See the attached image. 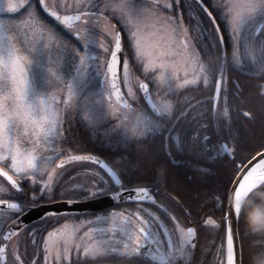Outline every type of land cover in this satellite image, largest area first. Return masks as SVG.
<instances>
[{
  "label": "snow or ice",
  "instance_id": "obj_1",
  "mask_svg": "<svg viewBox=\"0 0 264 264\" xmlns=\"http://www.w3.org/2000/svg\"><path fill=\"white\" fill-rule=\"evenodd\" d=\"M233 70L264 81V0H0V177L7 181L0 183V264H101L103 257L125 264H203L195 251L207 227L222 229L214 264H245L248 229L242 231L241 222L246 207L258 202L256 193L264 194V152L237 162L226 86ZM232 85L238 94L239 84ZM198 87L211 89L214 111L223 90L228 135H210L207 124L196 137L185 131L201 101L189 96L179 107L176 94ZM256 87L264 96V83ZM90 99L95 103L82 109ZM73 120L92 129L99 121L109 125V139L130 157L118 166L122 171L108 157L61 146L69 143ZM133 140L149 144L153 159L195 157L205 165L202 176L213 167L210 160L231 158L219 222L215 212L192 219L169 196L189 218L182 224L159 200L153 180L129 166L136 165L135 155L122 145ZM105 198L110 209L92 218L72 210ZM57 203L63 208L47 209ZM41 207L46 227L26 224L24 218ZM74 215L78 227L59 226ZM101 223L105 227L95 226ZM252 223L264 228V220ZM80 230L88 243L73 248L65 242L61 250L59 241ZM254 264H264V252Z\"/></svg>",
  "mask_w": 264,
  "mask_h": 264
},
{
  "label": "trees",
  "instance_id": "obj_2",
  "mask_svg": "<svg viewBox=\"0 0 264 264\" xmlns=\"http://www.w3.org/2000/svg\"><path fill=\"white\" fill-rule=\"evenodd\" d=\"M247 69H245V72ZM232 74V73H231ZM245 79L241 80V115L235 116V125L233 126L231 118V143L236 146L237 162L240 159L248 157L249 159L256 154L257 151L264 149V96L259 94L256 87L259 83L256 79H250L241 73ZM244 112L252 114V118L245 117ZM194 116V115H192ZM203 123H214L220 126L219 135H226L225 121L222 115L214 113L208 116H197L195 122H199L200 118ZM203 132V131H199ZM198 132V133H199ZM213 133L215 131L213 130ZM230 158L225 159L221 155L217 160H210L208 163L213 167L207 169V175H199V171L205 168L203 163H193L197 166L195 179L189 182V177L193 174L184 175L177 171L174 167H170L167 172L164 170L161 175L158 174L154 178H150L162 190L159 191V200L169 202L177 209L179 206L169 199V196H174L180 200L187 211L192 213V219L200 220L206 213L215 212V219L219 222L221 217L220 199H222V186L226 182L228 175L231 174L232 166ZM247 161H245L246 163ZM177 188L176 191H168L167 188ZM28 196H30L28 194ZM258 202L252 204L250 209L245 210L241 222V229L243 231L247 225L248 235L243 239L245 249V264H254V258L258 257L261 252H264V228L253 227V219L264 220V194L256 193ZM191 205V208L188 206ZM181 212V211H180ZM200 215L197 216L196 213ZM182 213V212H181ZM184 214V213H183ZM185 215V214H184ZM186 216V215H185ZM222 229L207 227L198 234V245L195 251V259H203V264H214V253L216 251L215 245H219L221 241ZM201 249L208 250L206 254L201 257Z\"/></svg>",
  "mask_w": 264,
  "mask_h": 264
},
{
  "label": "flooded vegetation",
  "instance_id": "obj_3",
  "mask_svg": "<svg viewBox=\"0 0 264 264\" xmlns=\"http://www.w3.org/2000/svg\"><path fill=\"white\" fill-rule=\"evenodd\" d=\"M232 73V74H231ZM245 77L241 76V72L233 70L230 72L229 74V83L227 84V88H228V107H229V111H230V116H232V120H233V126L235 125L236 121H235V116L236 115H241V91H239V93H235L234 89H233V85H232V81L234 80L237 84H239V86H241V80H244ZM147 83V81H144ZM258 83H264V81H259ZM150 88V86H149ZM151 91V90H150ZM142 94V93H141ZM223 90L221 93V101L220 103L216 106L215 111L213 110V101H212V91L211 89H205L203 87H198L195 89H192L188 92H183V90H181L178 93V96L176 98V101L178 103L179 107H183V103L186 97L189 96H194L197 99H199L201 101V104L196 105V111H194L192 113V115H194L193 117L197 116H208V115H213L214 113L222 115V109H223ZM203 119L205 118H200L199 122H193L195 120H189V122L186 124L185 126V131L187 133H190L193 137H196L199 133V131H203L202 125L207 124L210 131V135H214V136H219V128L220 126H218L217 124L212 123H203ZM213 130L215 131V133H213ZM232 130V128H230V131ZM199 132V133H198ZM226 132L228 135L229 129L226 128ZM133 143V142H132ZM129 147V146H128ZM141 149L139 148L138 150L142 153H144V156H136L135 159L138 161H141L143 164H146V168L145 170H148L147 173H149L150 171V178H154L156 175L160 174L165 170L167 172V170L170 167H174L177 171L182 172L185 176L188 174H193L191 177L195 176L197 172V166L190 163H197L196 162V158L195 157H184L181 160L178 161H171L168 160L166 157H164L162 154L159 155L158 157H156L155 159H153L149 154L152 152V148L149 144H143L141 145ZM131 148H133V146L130 147V151ZM74 154H92V155H96L99 156L100 158L104 159L105 157H108L107 162L110 165L113 166H117L116 167V171L120 172L121 168L118 167L117 163L121 162L118 161L119 158H114V156H110V155H104L101 152H98L97 149L95 151H87V152H79L76 149H72ZM115 151V150H114ZM137 152V151H136ZM129 159V158H128ZM128 159H126L127 161H129ZM231 159V158H230ZM77 168H79V165H76ZM91 167V166H90ZM73 175H75V173H73ZM188 176V178H191ZM168 191H176L178 190L177 188H167ZM159 191H164L161 188H159ZM29 194V193H28ZM166 204L171 207V209L173 210V212L180 218V220L182 221L183 224H188L189 223V218L187 216H185L183 213L180 212V209H177L176 207H174V205H171L169 202H166ZM147 207V206H146ZM110 208L104 209V210H100V211H93V212H87V213H83V214H79L80 218H85V217H90L92 216V213H96V214H101L103 212H105L106 210H109ZM153 211L154 209L149 208V211ZM70 218H74L77 219L74 216L72 217H68V218H61L59 225H61L63 223V220L66 219H70ZM10 223V221H9ZM29 226L31 227H36V226H40V227H46V225L41 223V220L29 224ZM97 227V226H96ZM100 228L105 227L104 226H98ZM21 239L24 240V242L28 245L29 251L32 250L31 248V244L29 241V237H27L25 234H21ZM39 239V238H38ZM101 264H125V261L123 260V258H116L113 259L112 257H103L100 258ZM93 264H95V262H93Z\"/></svg>",
  "mask_w": 264,
  "mask_h": 264
},
{
  "label": "rangeland",
  "instance_id": "obj_4",
  "mask_svg": "<svg viewBox=\"0 0 264 264\" xmlns=\"http://www.w3.org/2000/svg\"><path fill=\"white\" fill-rule=\"evenodd\" d=\"M129 62H130V64L132 63V56L131 55H129ZM137 68H138V66L134 65L133 66V72L135 73V75L140 76V78L143 80L144 77H143V75H141V73L139 71H137ZM144 81H147V80H144ZM149 86H150V90L155 92V88L151 83L149 84ZM180 91L177 92L176 98H177L178 93ZM140 95H142V94H140ZM160 95L161 96L165 95L163 90H161ZM168 98H171V97L169 96ZM94 103H95V101L91 100V99L88 101H82L81 102V108L83 109L86 106L92 105ZM66 135H68V133H66ZM111 135H112V133L109 130V125H107L104 121L97 122V127L95 129H92L86 124V122L73 120L72 125H71V135L69 137V143L68 144L62 143L61 146L66 147V148H70L71 150L76 149L79 152L80 151L81 152L82 151L83 152L95 151L97 149L98 152H101L104 155H110V156H114V158L115 157L119 158L118 161L121 160V162L117 163L118 166L121 163H124L127 165L128 161L126 159H128V158L130 159V157L127 155V152H124L123 156H121V154H119L117 144L115 143L114 140L109 139V136H111ZM130 145L133 146V148H131V152L134 153L135 157L136 156H144V153H142L138 150L139 148L140 149L142 148L141 145L135 143L134 140L130 141ZM128 146H129L128 144L122 145L123 148H128V151H130L131 146L130 147H128ZM129 166L132 168V170L134 172L137 171V166H139L140 174L145 175L150 179V176H149L150 171H149V173H147L148 170H145V168L147 166L146 164H143L141 161L136 160V165H129ZM121 171H122V169H121ZM0 183L6 184L1 177H0ZM29 195H32V193L29 192ZM161 202L163 203L164 206H166L169 209V211L173 215H176L173 212V210L171 209V207H169L166 204V202H164V201H161ZM4 214L7 216V215H10L11 213L5 212ZM87 218H92V216L85 217V218L82 217L81 219H87ZM181 223H182V221H181ZM64 224H67L70 229L75 228V227H78L80 225V219H74V218L66 219V220H63V223L59 226H63ZM95 226H97V227L98 226H104V224L101 223V224H97ZM65 242L69 243L71 246H73V248L76 245H79L81 248H83L88 243V240H87V238L83 237V231L80 230V231H77L75 233L74 237H72V238L64 237L59 241L61 250H62L63 244Z\"/></svg>",
  "mask_w": 264,
  "mask_h": 264
},
{
  "label": "water",
  "instance_id": "obj_5",
  "mask_svg": "<svg viewBox=\"0 0 264 264\" xmlns=\"http://www.w3.org/2000/svg\"><path fill=\"white\" fill-rule=\"evenodd\" d=\"M260 152H264V149L261 150ZM110 206H111V201L105 198L99 201H92L88 203H80V204L74 205L72 210L74 213H81V212H89V211H98V210L108 208ZM56 208L62 209L63 206L61 203L47 205V209H56ZM45 210L46 208L44 207L34 209L24 218L25 223L29 225L36 221H39L40 217L42 216Z\"/></svg>",
  "mask_w": 264,
  "mask_h": 264
}]
</instances>
